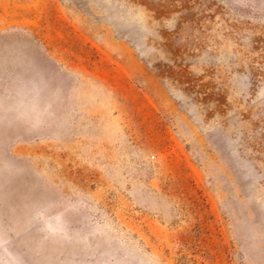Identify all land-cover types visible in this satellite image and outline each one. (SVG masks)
<instances>
[{
    "label": "rangeland",
    "instance_id": "rangeland-1",
    "mask_svg": "<svg viewBox=\"0 0 264 264\" xmlns=\"http://www.w3.org/2000/svg\"><path fill=\"white\" fill-rule=\"evenodd\" d=\"M0 264H264V0H0Z\"/></svg>",
    "mask_w": 264,
    "mask_h": 264
}]
</instances>
